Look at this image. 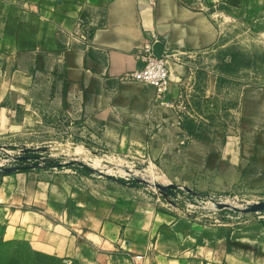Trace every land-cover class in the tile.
<instances>
[{
  "label": "crops",
  "instance_id": "obj_1",
  "mask_svg": "<svg viewBox=\"0 0 264 264\" xmlns=\"http://www.w3.org/2000/svg\"><path fill=\"white\" fill-rule=\"evenodd\" d=\"M218 17L264 34V0H0V131L46 122L47 85L96 150L155 167L162 184L219 192L264 175V86L243 88L232 134L177 109L189 55L223 40ZM148 38L168 55L163 96L127 78ZM76 161L0 176V264H264L263 221L197 220Z\"/></svg>",
  "mask_w": 264,
  "mask_h": 264
},
{
  "label": "rangeland",
  "instance_id": "obj_2",
  "mask_svg": "<svg viewBox=\"0 0 264 264\" xmlns=\"http://www.w3.org/2000/svg\"><path fill=\"white\" fill-rule=\"evenodd\" d=\"M218 18L225 26L223 40L189 55L188 72L179 81L181 93L177 109L185 122L195 123L197 129L232 134L240 128L237 104L243 88L264 86V34L241 22ZM161 54L168 61V55ZM50 90L45 85L41 90L45 95L39 98L53 102L52 106H46V122L31 129L0 131V166L41 167L51 162L60 170L77 159H85L102 170L95 178L124 182L129 186L138 181L136 187H148L160 200L166 202V197L171 198L157 187L156 184L161 183L157 178L162 175L155 167L139 165L132 159L104 156L105 152L93 147L87 127L69 123L65 117L56 115V99L51 98ZM27 154L32 157H25ZM182 194L185 200L177 206L197 220L215 223V219H219L220 223L229 222L234 226L246 223L248 218L264 222V210H246L264 202V175L248 176L242 185L225 191L193 193L185 188ZM220 195H226L224 204H218Z\"/></svg>",
  "mask_w": 264,
  "mask_h": 264
},
{
  "label": "built area",
  "instance_id": "obj_3",
  "mask_svg": "<svg viewBox=\"0 0 264 264\" xmlns=\"http://www.w3.org/2000/svg\"><path fill=\"white\" fill-rule=\"evenodd\" d=\"M159 0H149L151 4H156ZM141 65L139 68L130 71L127 74V78L139 81L146 85L153 86L157 94L159 96H163L164 94H167L170 90L171 85V76H170V67L168 65V61L165 59L164 54H158L155 50V40L148 38L144 45L141 47L137 54ZM13 160H17L16 158H13ZM66 162V161H65ZM13 164H9L8 166L1 165L0 166V176L4 174V169L6 167H10ZM41 167H44L43 165ZM54 170H57V166H52ZM184 186H176L174 193L169 194L171 198H167L166 202L161 201L162 205L165 207L168 206H177L180 201L185 200L184 195L182 194V190H184ZM226 195H220L218 204H224V198ZM160 199V198H159ZM178 207V206H177ZM238 218L240 216H237ZM264 217V216H263ZM248 220H245L244 222H247ZM216 223H220L219 219H215Z\"/></svg>",
  "mask_w": 264,
  "mask_h": 264
},
{
  "label": "water",
  "instance_id": "obj_4",
  "mask_svg": "<svg viewBox=\"0 0 264 264\" xmlns=\"http://www.w3.org/2000/svg\"><path fill=\"white\" fill-rule=\"evenodd\" d=\"M155 50H156V46H155ZM157 52V50H156ZM158 54H160V52H157ZM23 165H17V166H11V167H6L4 169V173H12V172H15L17 170H19L20 168H22ZM158 188H160L161 190L163 191H167L169 190V188L171 187H176L175 184H168V185H165V184H161V183H158L156 184ZM247 212H252V211H261V210H264V202L263 203H257V204H254L252 206H250L249 208L246 209Z\"/></svg>",
  "mask_w": 264,
  "mask_h": 264
},
{
  "label": "trees",
  "instance_id": "obj_5",
  "mask_svg": "<svg viewBox=\"0 0 264 264\" xmlns=\"http://www.w3.org/2000/svg\"><path fill=\"white\" fill-rule=\"evenodd\" d=\"M25 157H32V156L27 154V156H25ZM34 157H35V156H34ZM23 159H24V157H23ZM53 164H54V163H51V162L48 163V162H46V164H45L44 167H45V168L52 167V166H54ZM29 168H31V166L23 165V167L20 168L19 170H21V169H29ZM84 170H85V172H87V173L93 171L91 168H88V167H86V166H84ZM122 181H123V180H122ZM137 182H138V181H134V182H133V185H134V186H135V185H138ZM174 190H175V187H171V188H169V190L164 191V193H165L166 195H169V194H171V193H174Z\"/></svg>",
  "mask_w": 264,
  "mask_h": 264
}]
</instances>
